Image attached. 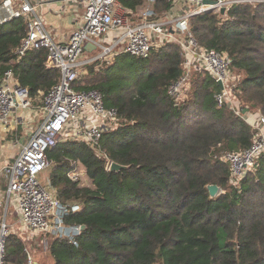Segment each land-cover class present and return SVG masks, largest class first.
<instances>
[{
    "label": "trees",
    "instance_id": "trees-1",
    "mask_svg": "<svg viewBox=\"0 0 264 264\" xmlns=\"http://www.w3.org/2000/svg\"><path fill=\"white\" fill-rule=\"evenodd\" d=\"M116 1L137 10L146 0ZM172 7L171 0H156L159 14ZM10 23L0 30V82L13 68L31 98L40 90L47 94L60 70L46 66V48L13 62L27 26L24 19ZM190 29L202 46L228 53L233 69L245 73L240 100L264 113V2L193 15ZM135 59L138 69L104 62L82 70L74 83L77 90L99 89L105 104L118 109L119 123L104 131L102 146L112 161L130 167L107 170L106 158L80 139L49 150L51 191L62 204L81 206L65 222L86 226L72 241L42 234L52 264H264V152L240 187L230 183V163L220 158L248 148L253 128L217 104L219 85L205 71L193 75L186 100L176 104L167 91L182 73L176 43ZM76 162L90 179L86 185L69 176ZM209 184L220 187L216 198ZM25 248L23 236L13 232L7 260L30 264Z\"/></svg>",
    "mask_w": 264,
    "mask_h": 264
},
{
    "label": "built area",
    "instance_id": "built-area-1",
    "mask_svg": "<svg viewBox=\"0 0 264 264\" xmlns=\"http://www.w3.org/2000/svg\"><path fill=\"white\" fill-rule=\"evenodd\" d=\"M60 1L65 7L70 0ZM82 1L85 9L81 24L67 40H63L45 26L32 0H0V25L24 19L27 26L26 36L16 49L15 61L31 49L46 48V66L58 68L61 72L59 82L44 97L43 108L39 110L40 123L13 162L0 168V175L8 177V202L17 206L22 225L39 233L67 237L71 241L82 231V225L65 222V215L70 211H79L81 206L77 203L62 204L55 193L41 182V175L50 164L48 152L56 148L64 136L70 135L89 144L97 154L106 158L107 170L112 163L103 149L102 139L105 130L118 125V109L105 104L99 89L74 88V83L82 74V56L87 52L88 45L94 48L89 51L93 57L88 62L107 60V63L121 53L146 58L155 46L169 41L179 45L182 73L167 90L177 105L186 100L195 73L205 71L217 84L222 82L223 87L219 86L215 94L217 104L231 109L254 130V139L248 148L229 150L220 155L221 159L230 163V183L233 187H240L264 152V113L251 109L255 116H248L250 108L237 95L242 91L245 73L233 69L232 59L227 52L202 46L190 29V20L193 15L209 10L221 12V8L225 7L226 12L235 4L264 0H210L212 3H206V0H171L173 7L184 2L190 9L179 16L170 17L156 11V0H146L137 10L123 8L116 0ZM111 32L116 37L108 44L97 40ZM14 77L13 68H9L0 85V123L3 125L16 121L17 111L32 107L28 88L14 83ZM81 115H86L85 122H80ZM73 166L69 172L71 179L86 185L88 180L82 163L76 162ZM12 233L13 226L4 218L0 223V264H12L7 260V245ZM25 250L29 263L34 264L33 256L27 248Z\"/></svg>",
    "mask_w": 264,
    "mask_h": 264
},
{
    "label": "crops",
    "instance_id": "crops-1",
    "mask_svg": "<svg viewBox=\"0 0 264 264\" xmlns=\"http://www.w3.org/2000/svg\"><path fill=\"white\" fill-rule=\"evenodd\" d=\"M33 3L37 5L36 12L49 31L63 40H67L81 24L82 15L85 9L82 0H70L65 7H63V3L60 0H34ZM189 9L190 6L187 3H177L165 13V17L179 16ZM110 38V36L106 37L105 44H108V41H111ZM93 49L92 45H88L86 49L87 52L82 56L83 65L81 66V70H98V68H102L101 66L105 65V61L107 62V60L88 62V60L93 57L89 51ZM20 60L15 61V63ZM1 83L2 81L0 82V85ZM14 83L21 85L16 76L14 77ZM45 95L46 94L40 90V94L37 97L31 98L36 105L33 106L32 102V107L30 109L17 111L16 121H13L12 124L3 125L0 123V168L13 162L15 156L18 155L24 144L27 142L30 134L40 123V120H38L40 117L39 110L43 108ZM237 95L241 98L242 91L238 92ZM248 116L250 118L255 116V114L251 112V108L248 112ZM86 119V115L80 116V122H85ZM7 188L8 177L2 175V177H0V223L6 218L13 226V232L14 227L18 225L15 231L17 229L18 231L23 229L20 232L24 233L28 229L24 227L20 221L17 206L12 202H8ZM11 212L13 213V218L18 215L19 219L13 221L11 218ZM35 263L38 264L37 261H35Z\"/></svg>",
    "mask_w": 264,
    "mask_h": 264
},
{
    "label": "rangeland",
    "instance_id": "rangeland-1",
    "mask_svg": "<svg viewBox=\"0 0 264 264\" xmlns=\"http://www.w3.org/2000/svg\"><path fill=\"white\" fill-rule=\"evenodd\" d=\"M122 12V10H119ZM13 26L12 23H7V24H4L0 27V30L2 31H6V30H9L11 27ZM107 36H110L111 40L113 41L115 39V33L111 32L109 34H106V35H102L100 37L97 38L98 41L102 42V43H105V39ZM135 58L137 57H134V56H131L127 53H121L120 55H116L115 57L112 58V61L110 62H117V66L115 65V68L117 70H120L118 65L123 63V62H126V69L125 70H132L133 68L135 69H138L136 67H138L137 65L140 64V63H133L134 60H136ZM134 69V70H135ZM33 102V101H32ZM36 104H34L33 102V106H35ZM34 126V125H33ZM32 126V127H33ZM67 137L69 139H73V136H64L62 138L61 141H65L67 139ZM48 170H45V172H43V174L41 175V182L51 190V186H50V183H49V177H47V174H48ZM0 177H2V175H0ZM88 181H90V179L88 177H86ZM221 191V190H220ZM11 218L13 221H16L19 219V216H15L13 218V213L11 212ZM18 225H16L14 227V232L20 234L23 236L24 238V241H25V245H26V248L28 249V252L33 256L34 260L37 261L38 264H52V260L50 258V256L48 255L47 253V242H45L46 240L44 239V236L42 235L43 233H39V232H36L34 230H30L28 229L26 232H20L18 231V229L15 231L16 227ZM18 231V232H17Z\"/></svg>",
    "mask_w": 264,
    "mask_h": 264
},
{
    "label": "water",
    "instance_id": "water-1",
    "mask_svg": "<svg viewBox=\"0 0 264 264\" xmlns=\"http://www.w3.org/2000/svg\"><path fill=\"white\" fill-rule=\"evenodd\" d=\"M32 1L34 2V0H32ZM206 3H212V2L210 0H206ZM225 10H226V8L222 7L221 8V13H225ZM218 84H219V86L221 88L223 87L222 82H219ZM129 167L130 166H128V165H122V164H120L118 162L112 161L109 170L110 171H120L121 169H127ZM208 189H209V192H210V196L212 198H216L219 195V193H220V187L218 185H216V184H209L208 185ZM81 228H82V230H85L86 226L82 225Z\"/></svg>",
    "mask_w": 264,
    "mask_h": 264
}]
</instances>
